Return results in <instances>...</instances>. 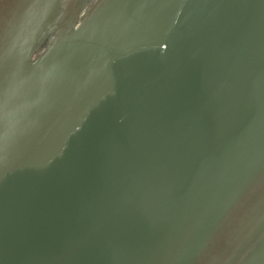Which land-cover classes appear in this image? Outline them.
I'll return each mask as SVG.
<instances>
[{
	"label": "water",
	"instance_id": "95a60500",
	"mask_svg": "<svg viewBox=\"0 0 264 264\" xmlns=\"http://www.w3.org/2000/svg\"><path fill=\"white\" fill-rule=\"evenodd\" d=\"M0 264H264V0H0Z\"/></svg>",
	"mask_w": 264,
	"mask_h": 264
}]
</instances>
